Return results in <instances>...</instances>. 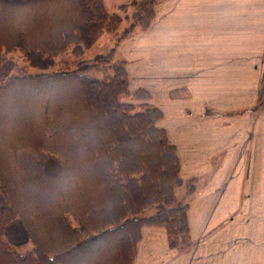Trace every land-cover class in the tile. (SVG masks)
Here are the masks:
<instances>
[{
    "label": "trees",
    "instance_id": "obj_1",
    "mask_svg": "<svg viewBox=\"0 0 264 264\" xmlns=\"http://www.w3.org/2000/svg\"><path fill=\"white\" fill-rule=\"evenodd\" d=\"M161 1L120 6L132 13L118 35L123 17L109 13L104 0H0V67L16 65L20 53L30 68L54 69H11L0 80V264H133L146 227L164 229L179 255L193 248L189 204L174 193L183 185L176 150L157 125L162 113L122 101L130 93L125 62L114 60L121 40L147 29ZM105 33L115 38L106 54L73 70L60 59L68 49L81 56ZM256 107H264V80ZM76 133L90 144L74 140ZM79 169L87 181L66 179ZM38 180L61 188L42 210L19 194ZM185 186L194 192L192 182ZM150 208L151 216L140 217ZM17 220L31 245L23 253L5 237Z\"/></svg>",
    "mask_w": 264,
    "mask_h": 264
},
{
    "label": "crops",
    "instance_id": "obj_2",
    "mask_svg": "<svg viewBox=\"0 0 264 264\" xmlns=\"http://www.w3.org/2000/svg\"><path fill=\"white\" fill-rule=\"evenodd\" d=\"M125 3L104 0L109 13ZM119 53L130 87L163 111L159 127L194 185L192 251L178 256L163 229L146 228L134 264H264V113L249 111L264 77V0H167ZM182 87L187 97L169 98Z\"/></svg>",
    "mask_w": 264,
    "mask_h": 264
},
{
    "label": "rangeland",
    "instance_id": "obj_3",
    "mask_svg": "<svg viewBox=\"0 0 264 264\" xmlns=\"http://www.w3.org/2000/svg\"><path fill=\"white\" fill-rule=\"evenodd\" d=\"M132 1L133 0H126V3L130 4ZM165 1H167V0H164V1L162 0L158 4L164 3ZM158 4H156V6ZM109 6H110L109 3H107V10H109ZM120 6H122V5H120ZM119 7H118V9H119ZM131 13H132V8L131 7L123 9L122 11L119 9L118 14H120V16L123 17V20H122V22L119 25V28L117 30L118 35H121L123 32L127 31V29L131 26V20L129 18L126 19V17H129L131 15ZM153 18H154V13H153ZM153 18H152V20H153ZM152 20H151V22H152ZM151 22H150V25H151ZM150 25L145 30H141L139 27H136V28L133 29V31H132V33L130 35L125 36L121 40L119 45H118L116 56H115L114 60L115 61L125 62V70H126L127 80H128V90H129L130 93L127 96H125L122 99V101L123 102H130V103H134V104L150 105V106L158 108L161 111V108L154 103L152 93L149 90L144 89V88L133 89V87L132 88L130 87V85H129V76H128V73H127V67H129V62L123 60L121 55H120V53H119V48H120V46L122 45L123 42H125V41H127L129 39L135 38V37L141 35L142 33H145L149 29ZM114 42H115V38H112L110 34H106L105 33L99 38V40L95 44H93L89 49L85 50L84 53L81 56H78V57L74 56L72 54V52H71V49H68L67 52L63 56H61L60 59H62L65 62H67L70 70H73V69H75L76 64L78 62H80V61L93 60V59H95V58H97V57H99L101 55L106 54L108 52L109 48L111 46H113ZM22 57H23L22 54H20V53L17 54L16 53V55H14V59L15 60H16V58H18L16 60V63H17L16 65L12 61H7L2 67H0V80H2L7 75L8 71H11V69H12V71H11L12 74L16 73L19 68H21V69L24 68L25 70L27 69L29 74H33V75L34 74H44V73H47V72H49L51 70H54V69L42 70V69L30 68V67L27 66V63L24 61V59H22ZM263 80H264V77H263ZM262 83H263V81H262ZM261 87H262V84H261ZM261 87H260V90H261ZM260 90H259V92H260ZM138 91H140V93L137 94L136 97H135L134 93H136ZM186 92H187V90H186L185 87L184 88L182 87V88L174 89V90L170 91L169 98L170 99H178V98L180 99V98H182L184 96L187 97L188 94H186ZM171 94H174V95L171 96ZM258 96H259V94H258ZM257 100H258V97H257ZM257 100H256V103H255V107L257 106ZM254 108L249 110V111L253 110V111H258L260 113H262V112L264 113V107L263 108L262 107H260V108L256 107V109H254ZM208 109L211 110V111H214L213 109H211L209 107H208ZM204 111H205V109H204ZM244 112L245 111H241V112H238V113H235V114L231 113V114H228L226 116L241 115ZM161 113H162V117L157 122L158 127H159V123L164 121V119H165L163 111H161ZM223 115H225V114H223ZM206 117H211V116H206ZM79 135H80V133H76L75 134L76 139H74V140L79 142L80 139H81L82 143H84L86 145L90 144L89 137H87L85 135V136H83L81 138H78ZM166 136H167V134H166ZM97 138L99 139V136H97ZM167 140H168V138H167ZM168 142H169V140H168ZM176 154H177V152H176ZM177 158H178V155H177ZM178 162H179V158H178ZM99 169H100L99 166H96L95 168H93V170L90 173L95 172L96 170L99 171ZM77 176H78V178H81L84 181H87L89 179V177L86 175V173L83 171V169H79V170L75 171L72 174L70 173L69 175L66 176V179L68 177V179H71L72 181H74V178H77ZM179 176H180L181 180H183V185L175 188V190H174L175 198H176V201L179 202V203H188V199L193 196V192H191L189 194L185 184L189 183V182L191 183L192 181L184 180L181 177V175H180V163H179ZM57 185L58 184H55L52 181H46V180H44V181L38 180L36 182L31 181V182H29L28 185L23 186L24 189L21 190L19 194H20V196H22L23 192H25L26 195L24 197V200L26 202H29V204L31 206L35 207L36 210H42L43 208L46 207V205L49 204L48 201H49V199H51V197H53L54 193L61 189L60 186H57ZM87 189H90V191H91L92 187L91 186L90 187L87 186L86 190ZM85 200L88 202L87 204H89L91 201H94L91 198H85ZM102 200L103 199H101V201ZM153 213H154V208H150V209L144 211L140 215V217H148V216H151V214H153ZM146 228H159V227H146ZM146 228H144V229H146ZM160 229H162V228H160ZM164 233H165V231H164ZM189 235H190V233H189ZM5 237H6V240L10 244L15 246L18 249V251L21 252V253L27 252V251H29L31 249L30 243H28L26 241L27 238H26L25 231H24L21 223L18 220L12 222L8 226V228L6 230V236ZM141 237H142V232H141ZM141 237H140V241H141ZM140 241H139V243H140ZM165 241H166V244H167L166 234H165ZM139 243H138V245H139ZM193 244H194L193 245V248H194L195 243L193 242ZM167 247H168V244H167ZM192 249L187 254L179 255L175 250H171L169 248L170 251H174L178 256H186L192 251ZM137 250H138V246H137ZM136 257H137V253H136ZM134 262H135V260H134Z\"/></svg>",
    "mask_w": 264,
    "mask_h": 264
}]
</instances>
